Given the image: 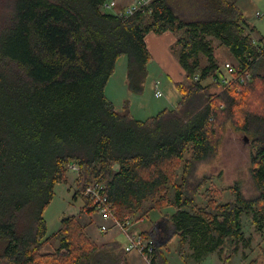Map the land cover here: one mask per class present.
Segmentation results:
<instances>
[{"label":"trees","instance_id":"trees-1","mask_svg":"<svg viewBox=\"0 0 264 264\" xmlns=\"http://www.w3.org/2000/svg\"><path fill=\"white\" fill-rule=\"evenodd\" d=\"M106 1L0 0V264H127L123 242L97 244L75 214L48 234L45 209L69 163L79 165L73 197H84V212L96 210L84 189L98 183L116 216H133L145 236L142 218L176 207L164 242L152 234L155 264H171L161 245L177 233L192 251L229 250V259L245 239L244 215L264 229V37L238 0H152L151 12L129 17ZM167 31L185 72L174 82L176 106L145 119L129 100L118 111L106 90L117 61L126 56V85L141 94L152 59L146 37ZM218 47L234 59L233 75ZM228 129L248 139L256 195L237 184L234 199L207 200L211 177L197 169L218 155Z\"/></svg>","mask_w":264,"mask_h":264},{"label":"rangeland","instance_id":"rangeland-1","mask_svg":"<svg viewBox=\"0 0 264 264\" xmlns=\"http://www.w3.org/2000/svg\"><path fill=\"white\" fill-rule=\"evenodd\" d=\"M129 1L132 0H120V2L124 3ZM175 2H178V0ZM243 6L245 7L246 18L255 26L254 36L257 39H260L261 36L264 37V0H256V2L250 3L248 6L245 4ZM185 7H187V4L183 3V6L180 4L177 8L186 12V9L183 10ZM257 11H259L260 15L257 14ZM172 33L175 35L174 32ZM159 35L161 34H157V36ZM157 44L158 49L154 47L155 55L151 59L149 73L145 81V89L141 94L132 93L126 85V56H122L117 61L115 72L109 80L106 90L108 97L114 101L118 111L121 112L123 103L129 100L133 114L139 119H145L157 114L165 107H175L179 101L181 95L176 89L173 79L170 78L168 73L163 71L162 63L159 61L169 56L163 50V41H159ZM172 54L174 53L172 52ZM217 54L221 60H227L229 63L234 62V59L229 56L227 49L224 47H218ZM209 81L210 79H207V82ZM157 82L159 84L158 88L155 87ZM250 153L251 147L248 139L242 133L228 129L218 155L207 162L199 164L197 169L198 174H209L211 177L206 185V187L210 188L207 191V200L213 198L219 202H226L234 199L235 194L231 187L237 184L245 196L256 195L254 183L249 172ZM68 174L66 183L61 182L55 185V196L45 209L44 216L48 225V234L52 235L61 227L63 217L75 214L84 224L85 222L90 223L89 228L87 229L86 227V230L94 235V230L98 229L97 227L103 222V218L96 210L90 212L82 210V206L86 202L84 197L79 196L77 199L73 197V193L76 190L75 179L77 174L70 170ZM199 202H206V200L200 198ZM175 208L169 206L162 210L153 209L147 218L140 221V224L148 229L157 221L162 222L163 216L175 212ZM250 219L247 215H244L245 239L243 238V242L239 244V250L232 253L229 259H225L227 255L231 254L229 250L221 253L216 251L212 253L202 248L199 251H192L184 236L178 233L167 245L162 244L161 248L171 264H264L261 261L264 258V229L260 230ZM141 226L138 225L139 228ZM112 233L114 232H110L107 235L99 233V235L108 238ZM117 235L120 240H123L121 234ZM51 248L49 245L45 250L47 251V249ZM138 256L141 264H145L142 256L140 254Z\"/></svg>","mask_w":264,"mask_h":264},{"label":"built area","instance_id":"built-area-1","mask_svg":"<svg viewBox=\"0 0 264 264\" xmlns=\"http://www.w3.org/2000/svg\"><path fill=\"white\" fill-rule=\"evenodd\" d=\"M152 0H132L128 3L121 4L119 0H107L104 4V8L109 11H114L119 13L120 16L129 17L140 10L152 11ZM260 51L264 49V42L260 43ZM226 68L228 74L233 75L235 73L234 67L227 62ZM224 78V77H223ZM222 82H228V78ZM251 78L250 72H243L239 77L240 81H246ZM216 80V79H215ZM155 87L158 88V82L155 83ZM68 169L75 172L77 175L79 173V165L77 163H69ZM104 186L98 185H87L85 189V195L90 197L94 201L96 211L103 218L102 224L99 226V230L103 233L109 232L110 230H116L123 236V249L126 252H137L142 256L145 264H155V249L157 243L154 240L152 234L145 236L140 230H134L135 223L133 219H130L128 225H125L123 220L116 216L115 209L107 201L108 196L103 190ZM143 218L141 219V221Z\"/></svg>","mask_w":264,"mask_h":264},{"label":"crops","instance_id":"crops-1","mask_svg":"<svg viewBox=\"0 0 264 264\" xmlns=\"http://www.w3.org/2000/svg\"><path fill=\"white\" fill-rule=\"evenodd\" d=\"M120 1V0H119ZM239 4L241 6V8L244 10V6L245 5H249L250 3H254L256 2V0H238ZM121 4H125L124 2H120ZM128 3V2H127ZM257 14L260 15L259 11H257ZM162 39V40H160ZM176 37L175 35L171 32V31H167L162 33L161 35L157 36V34L155 33H149L146 37V41L148 44V47L151 51L152 54V58L155 55V51H154V47L156 49H158V42L159 41H163V50L165 52L166 55H168L169 57H166L164 59H160L159 61L162 63V69L165 73H168L170 75V78L173 79L174 82L176 81H181L184 79V69L182 68V66L180 65V63L178 62L176 56L174 54H172V51H170V47L171 45L175 42ZM150 65V63H149ZM163 221H157L156 223H154L153 226H151L150 228L146 229L145 226H141L140 224V228L142 230H147L149 232H151V234H153L157 240L159 241V244H161L162 242H164V236L166 233H171L173 230V225L170 222L168 217L163 216ZM91 222V221H90ZM144 222V221H143ZM87 223V224H86ZM87 229L90 226V223L85 222ZM102 224V222H101ZM100 224V225H101ZM99 225V226H100ZM99 226L97 227V230H94V235H92L88 230V233L91 235V237L94 239V241H96L97 244H104L107 242H110L112 240H118L119 242H123V240H120L117 234H120L118 231L116 230H111L109 232L103 233L100 232L99 230ZM166 228L168 229V231H166ZM99 230V232H98ZM110 232H114L112 233V235H110L108 238L107 237H102L99 235V233L101 234H109ZM122 247V246H121ZM138 254L137 252H126V259H127V264H141V262L138 260Z\"/></svg>","mask_w":264,"mask_h":264},{"label":"bare ground","instance_id":"bare-ground-1","mask_svg":"<svg viewBox=\"0 0 264 264\" xmlns=\"http://www.w3.org/2000/svg\"><path fill=\"white\" fill-rule=\"evenodd\" d=\"M240 81V80H239ZM240 82H245V81H240ZM228 82H226V84H227ZM98 186H102V184H97ZM85 190V189H84ZM104 190V189H103ZM86 196V195H85ZM107 201L112 205V206H114L113 205V203L110 201V200H108L107 199ZM131 218H133V216H126L125 218H123L122 220H123V222H124V224L125 225H128V223H129V221H130V219ZM167 244V243H166ZM156 248H157V246H156ZM155 253H156V249H155Z\"/></svg>","mask_w":264,"mask_h":264}]
</instances>
